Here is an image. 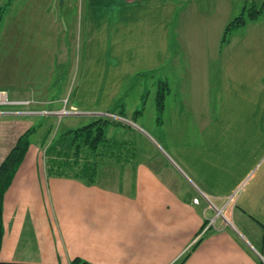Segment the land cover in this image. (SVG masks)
Wrapping results in <instances>:
<instances>
[{
	"label": "crops",
	"instance_id": "obj_1",
	"mask_svg": "<svg viewBox=\"0 0 264 264\" xmlns=\"http://www.w3.org/2000/svg\"><path fill=\"white\" fill-rule=\"evenodd\" d=\"M233 1L85 0L82 59L69 95L78 107L108 109L123 93L122 110L133 115L136 132L133 150L141 148L139 134L163 152V161L133 155L132 172L119 171L117 186L96 175L93 181L81 174L48 176L41 142L33 136L3 195L0 264H71L75 258L89 264H172L187 252L183 264H264V166L253 171L264 159L261 13L231 30L212 97L207 80L201 87L196 77L189 91L185 83L164 81L162 90H145L132 102L125 86L152 77L161 66H178L182 51L196 59L207 45L198 50L192 39L200 31L212 36L207 49L215 57L212 45L221 42L232 17L229 6L223 18L212 12ZM8 64L0 90L13 100L58 102L69 91L68 77L59 95H29L28 63ZM49 86L41 85L42 94ZM10 122L0 117V164L23 132L14 134ZM105 153L110 160L113 152ZM103 157L97 163L112 165ZM234 191L227 208L232 225L200 235L205 217L213 214L201 195L222 206Z\"/></svg>",
	"mask_w": 264,
	"mask_h": 264
},
{
	"label": "rangeland",
	"instance_id": "obj_2",
	"mask_svg": "<svg viewBox=\"0 0 264 264\" xmlns=\"http://www.w3.org/2000/svg\"><path fill=\"white\" fill-rule=\"evenodd\" d=\"M257 1L258 6H255L256 2L254 0H246V2L234 0L230 5L221 3V11L219 12V9L216 8L212 14L213 16L221 15V18H223L225 9L229 6V13L232 17L229 20L230 22L245 9L244 7L261 8L264 0ZM84 4L85 0H5L2 2L1 5L4 10L0 9V86H3L5 82L6 63H9L8 66H10V63H28L29 95L34 96L36 93L38 96H43L44 99L53 93H55L54 96L59 95L63 89V83L67 81L68 77L71 79L70 84L67 83L69 91H67L60 101L40 100V102L30 97L27 99L31 100L29 104H13L4 108L8 111L21 110L25 111V113H14L0 117L10 118L11 122L9 124H13L14 134L19 131H23V134L31 127H35V132L30 136V141L34 136L38 137L41 142L40 157L45 160V168L46 166L49 167L46 161L47 158H45V151L52 139L56 138L60 133L68 130H77L90 123L101 122V125L96 126H102L105 121L106 124L103 127L104 136L99 150L92 152V155L91 153H87L89 158L85 161L89 165L94 163L95 175L100 182L103 181L112 186H117L116 177H118L119 171L124 170L128 174L132 172L131 162L134 161L133 155L144 157L153 154L159 162H162L163 156L161 155L163 152L161 151L162 154H159L156 148L149 141H144L143 136L139 134L138 139L142 141L140 143L141 148L133 150V139L136 132L132 129L134 128L133 115H125L123 113V104H121L123 93L114 100V103L108 109L78 107L73 103V97L69 94L74 88V75L76 71L79 72L82 59V54H80L81 44L78 38L82 24ZM5 7L8 9H6V12H4ZM203 8L207 13L209 9L205 6ZM203 15L206 14L204 13ZM256 19L257 16L256 18L247 20L245 24ZM260 19L264 22V11L261 12ZM180 30L182 32V29ZM209 37L212 36L208 34L205 36L200 31L195 38H192L197 40L198 44H195L198 46V50L203 49L205 41L207 43L205 51H199L198 55L195 53L196 59H192L189 52L182 51V59L178 62V66L174 64L169 67V63L167 67L164 65L158 68L152 77L144 75L142 78H135L125 85L130 101L132 102L133 98H136L140 92H144L145 90L150 91L154 95L157 89H161L164 81H168L171 85L174 84V86H181V83H185L186 86H184L183 90L189 91L191 83L194 82L191 79L194 77L197 78L198 82H201V87L203 86L204 79L207 82L210 81V83L205 82V88L207 85L209 90L213 88V91H208L210 97H212V92H215L219 85L222 63L220 53L225 44H221L220 42L218 45H212L217 49L215 57H213L211 51L207 49L210 41L213 39ZM230 38H232V33L228 34V40ZM191 63L195 64L192 65ZM59 79H61L62 84L58 83ZM160 80H162L161 83H159ZM47 83L50 85V90L42 94L41 85ZM202 90L205 91L204 87ZM146 115L147 118L151 117L148 116L147 112ZM112 126L116 127L113 128ZM112 129H114V133L112 135L108 134L109 141L106 143V135ZM121 129H123V132H120L118 135L117 131ZM161 148L166 153L165 147L162 146ZM107 150L113 152L111 153L113 155H111L112 158L110 157V160H108L106 153L104 154L105 157L101 156L102 152H106ZM72 152L71 150V159L75 158ZM84 154L81 156H84ZM101 157H103L104 161H111L112 165L106 166V164H102L101 162L97 163ZM117 161L119 162L118 164ZM259 161L256 163V168L253 169L255 172L262 171V167L264 166V159ZM105 173L111 174L112 177L105 178ZM203 200L206 202V206H209L208 202L205 199ZM213 205L220 206L215 202H213ZM217 224L220 227L223 225L221 219L217 221Z\"/></svg>",
	"mask_w": 264,
	"mask_h": 264
},
{
	"label": "trees",
	"instance_id": "obj_3",
	"mask_svg": "<svg viewBox=\"0 0 264 264\" xmlns=\"http://www.w3.org/2000/svg\"><path fill=\"white\" fill-rule=\"evenodd\" d=\"M233 18L224 28L221 44L228 42V34L234 28L240 27L246 23L247 20L256 18V16L264 11V4L261 8H247ZM4 10V8L0 7ZM162 90V88L160 89ZM102 123H90L80 129L68 130L60 133L56 138L52 139L50 144L47 145L46 155L47 164L46 173L48 176H71L75 177L81 174L87 178L88 181H93L96 174L94 171V163L90 165L87 163L89 156L87 153L96 152L99 150L101 141L103 140L104 132L103 127L106 124ZM35 132V127H31L24 132L17 140L14 147L10 150L7 156L0 164V244L3 234V222H2V209H3V195L8 186L10 185L14 173L24 158V155L30 144V136ZM73 151L75 158L71 159L70 151ZM85 150V151H84ZM83 153L84 156H81ZM57 154V155H56ZM92 157V156H90ZM85 161V162H83ZM83 162V163H82ZM81 164V165H80ZM196 246V245H195ZM189 256V252L184 254L180 259L172 264H183V262ZM71 264H89L87 261L80 258H75L71 261Z\"/></svg>",
	"mask_w": 264,
	"mask_h": 264
},
{
	"label": "built area",
	"instance_id": "obj_4",
	"mask_svg": "<svg viewBox=\"0 0 264 264\" xmlns=\"http://www.w3.org/2000/svg\"><path fill=\"white\" fill-rule=\"evenodd\" d=\"M30 101L31 100H18V101L12 100V99H10L8 93L5 90H0V116H7V115L14 114V113L23 114V113H25V111H21V110L20 111H8V110H5L4 108H5V106L13 105V104H23V105L29 104V103H31ZM234 193H236V191L226 195L224 197L225 201H224L223 205L220 207L213 205V202L204 196L205 200L209 204L208 208L213 210V214L205 217L204 225L200 231V235L205 233V232H208L209 230H218L222 227L224 228L226 225H230V224H227L223 215H220L219 212L222 210L227 211V208L230 206L232 201L235 199ZM193 201L195 203H199L198 198H194ZM220 219L223 223V225L221 227L217 224V221H220ZM200 235H198L197 238H199Z\"/></svg>",
	"mask_w": 264,
	"mask_h": 264
},
{
	"label": "bare ground",
	"instance_id": "obj_5",
	"mask_svg": "<svg viewBox=\"0 0 264 264\" xmlns=\"http://www.w3.org/2000/svg\"><path fill=\"white\" fill-rule=\"evenodd\" d=\"M235 201V199L232 201L231 206L233 205V202ZM216 205V204H215ZM220 215H223L224 219L226 220L227 224L232 225V221L230 220V216H229V211L226 210H222L219 212Z\"/></svg>",
	"mask_w": 264,
	"mask_h": 264
}]
</instances>
